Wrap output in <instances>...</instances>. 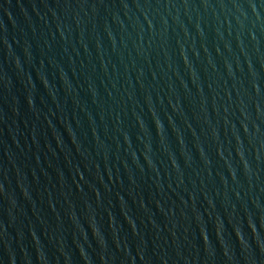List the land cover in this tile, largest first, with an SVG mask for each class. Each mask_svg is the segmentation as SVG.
<instances>
[{
    "label": "water",
    "instance_id": "obj_1",
    "mask_svg": "<svg viewBox=\"0 0 264 264\" xmlns=\"http://www.w3.org/2000/svg\"><path fill=\"white\" fill-rule=\"evenodd\" d=\"M0 264H264V0H0Z\"/></svg>",
    "mask_w": 264,
    "mask_h": 264
}]
</instances>
